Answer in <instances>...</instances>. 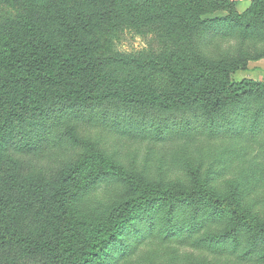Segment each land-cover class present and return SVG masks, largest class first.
<instances>
[{"label":"trees","instance_id":"obj_1","mask_svg":"<svg viewBox=\"0 0 264 264\" xmlns=\"http://www.w3.org/2000/svg\"><path fill=\"white\" fill-rule=\"evenodd\" d=\"M102 1L113 7L94 21L63 0H0V142L7 138L12 151L57 164L73 196L93 210L74 230L37 238V224L24 215L31 206L18 190L8 199L0 185V206L9 204L10 212L0 222V264L35 255H43L41 264L55 255L69 264H159V252L171 256L169 263L180 244L202 264H223L233 255L264 263V222L239 206L245 179L224 180L223 193L215 191L213 172L201 174L205 141L199 140L250 131L264 162V137L255 138L264 128V82L230 78L234 67H244L246 58L238 55L253 49L248 59L264 58V0H250L244 12L234 9L236 0ZM219 9L227 16L202 17ZM151 12L179 18V39L193 46L206 30L220 29L216 54L185 52L194 75L175 89L117 77L100 65L92 44L78 38ZM51 27L66 40L46 35ZM105 134L121 145L108 148ZM126 138L149 144L148 151L141 157L138 147L128 151ZM167 141H173L174 166L163 177L154 163ZM225 156L222 150L207 156L210 167L222 169ZM151 237L155 248L140 251Z\"/></svg>","mask_w":264,"mask_h":264},{"label":"rangeland","instance_id":"obj_2","mask_svg":"<svg viewBox=\"0 0 264 264\" xmlns=\"http://www.w3.org/2000/svg\"><path fill=\"white\" fill-rule=\"evenodd\" d=\"M63 1L64 6L69 9L87 12L94 21L96 15L99 17L101 13L113 7V5L102 0H95L93 5L85 3L84 0ZM153 4L157 5L156 3ZM246 8L240 9L236 5L234 9L237 12H244ZM132 15L134 17L128 21L115 23L117 25L107 29L105 27L95 29L93 35L78 36L79 39L86 38L92 44V48L98 53L96 54L100 65L119 78L127 77L159 89L171 90L177 88L182 79L188 78L190 80V77L194 75L191 70H188L192 55L186 54V51L190 53L192 48L199 50L200 53L216 54V49L212 45L220 29L206 30L201 40L193 46L186 40L179 39L182 30L181 27H178L179 18H173L169 15H154L153 12L149 14L133 13ZM224 16H227V12L219 9L202 17L210 19ZM45 34L54 36L58 41L66 40L65 34L57 33L52 27L46 29ZM226 47L227 45H225ZM252 53L253 49H249L238 55L246 58V60L244 67H234L231 71L230 78L232 80L253 79L264 82V58L248 59ZM250 101L248 97L238 105L247 104ZM234 106L236 107V104ZM263 130L264 128L255 131L258 132L255 134V138L264 137ZM91 131L95 132L94 129ZM5 134L3 133L2 136L6 137ZM251 134L250 131H246L245 135L237 138L234 135L223 133L211 137L199 136V140L205 141L202 151L204 160L201 166V174L204 176L206 170L213 172L210 176V179L212 178L210 185L218 193L224 191L221 185L223 184L222 181L237 179L242 174L246 186L243 187L246 188V191L242 201L239 202V206L248 213L259 216L264 222V162L261 163L262 157L257 153L259 147ZM101 135L102 133L99 132V136ZM105 136L107 137L105 140L108 148H114L115 144L121 145L117 138L107 134ZM6 140L7 138L0 142V185L7 190L8 199L11 198L12 191L18 190L21 192L20 196L23 197V201L26 200L27 204L31 206L30 211L23 214L26 215L32 225L37 224V238L52 231H55L54 237H56L60 231L74 230L76 228L75 222L91 218L93 210L86 206L81 199L73 196L71 182L65 183V175H58L60 172L57 164L52 165L49 160L45 159L44 155H37L33 152L16 153L12 151ZM132 140L134 139L122 140L124 145L131 147L128 151L138 147L139 157L148 151L149 144ZM171 142L167 141L165 146L156 149V161L160 159V163L155 162L154 166L156 169L159 168L163 177H166L174 166L173 161H169ZM122 150L127 151L126 148ZM217 150L226 151L227 154V157L222 158L225 166L222 169H217L215 163L213 167H210V160L213 155L217 154ZM207 156H211V158L209 159ZM218 170L219 173L217 174ZM174 173L170 174V177H173ZM8 206L9 204L5 207L0 206L1 224L5 220L3 215L10 216ZM154 243L153 237L146 238L139 246V250L155 248L156 244ZM173 244L177 246L178 243ZM189 252L180 244L178 250L173 253L174 259L171 262L168 263L167 261L171 256L166 255L164 257L162 252H159L157 262L159 264H202V258ZM8 259L10 261L6 264H41L44 261L43 255L32 256L30 260L12 259L10 257ZM222 262L223 264H264L252 259L242 261L234 255ZM47 264L69 263L67 261L60 262L55 255V260L47 259Z\"/></svg>","mask_w":264,"mask_h":264},{"label":"crops","instance_id":"obj_3","mask_svg":"<svg viewBox=\"0 0 264 264\" xmlns=\"http://www.w3.org/2000/svg\"><path fill=\"white\" fill-rule=\"evenodd\" d=\"M237 1V8L244 9L248 6L249 0H236Z\"/></svg>","mask_w":264,"mask_h":264}]
</instances>
